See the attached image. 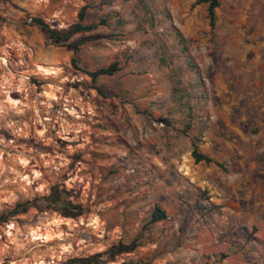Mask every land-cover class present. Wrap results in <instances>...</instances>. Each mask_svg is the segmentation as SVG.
I'll use <instances>...</instances> for the list:
<instances>
[{"label": "rangeland", "instance_id": "obj_1", "mask_svg": "<svg viewBox=\"0 0 264 264\" xmlns=\"http://www.w3.org/2000/svg\"><path fill=\"white\" fill-rule=\"evenodd\" d=\"M196 3L0 0V216L55 185L83 208L77 219L31 208L0 223V264H61L134 240L106 264H264V0H220L214 28ZM86 4L88 22L123 24L74 36L78 54L34 23L67 28ZM114 62L122 70L92 89L86 70ZM197 84L204 130L186 126L173 90ZM194 149L221 166L197 163ZM155 207L167 220L151 222ZM242 231L257 241L250 261L226 256Z\"/></svg>", "mask_w": 264, "mask_h": 264}, {"label": "trees", "instance_id": "obj_2", "mask_svg": "<svg viewBox=\"0 0 264 264\" xmlns=\"http://www.w3.org/2000/svg\"><path fill=\"white\" fill-rule=\"evenodd\" d=\"M197 5L207 4L208 5V17L210 20V26L212 28L216 25V9L220 7V0H197ZM88 4H86L78 13L77 21L71 24L67 28L63 29H53L49 25L42 23L40 19H33L34 23L37 24L48 38L54 42L55 44H59L62 46L69 45V41L76 35L90 33L100 27L105 28H116L122 25V19L118 17H113L111 15L107 16H100L97 21L88 22ZM176 41L178 47L182 49V54H187L188 47L182 35L177 33ZM75 51V54H78V47L69 45ZM186 57V56H185ZM189 57H186L188 59ZM72 63L75 65L77 63L76 57L72 59ZM193 62L191 59L187 61V66H189V70L195 69V66L192 64ZM122 69L120 68V64L118 62H114L107 67H103L97 70L89 71L86 70V74L90 77L92 82V89L100 92V89L96 86L98 80L102 77H112L120 72ZM194 72V71H193ZM195 74H198L195 72ZM197 86V93H193L194 90L191 88L183 89L176 87L174 88L175 100L177 101V112L182 114L183 119L186 120V126L188 128L196 127L200 130H204L205 128V121L206 117L201 114V111H197V105L202 102L203 100V93L199 94V90L202 91V87L200 85ZM196 92V91H195ZM196 109V110H195ZM200 120V122H198ZM160 121L166 122V119H161ZM200 123V125H199ZM193 158L197 163L204 162L206 164H216L217 166H221L219 163L215 162L211 157L201 154L198 152L197 149H194ZM65 191L61 189L59 185H55L51 187L50 194L42 199H37L33 202H25V203H18L12 210L8 211L5 214L0 216V223H7L9 222L10 218H14L19 215L26 214L31 208H36L38 210H45V211H54L59 213L61 216L66 218L77 219L83 215V208L80 205H75L69 199L68 196H64ZM43 201L45 207L42 208L39 204V201ZM198 209V216L207 219L210 216L212 211V205L209 204L208 199H203L197 204ZM168 215L166 211H163L160 207H155V210L152 214V223L162 222L167 220ZM230 228V227H229ZM231 230H235L232 226ZM247 238L248 242L252 243L253 248L255 249L257 246V241L251 233L247 231H242L239 239L237 241H232L229 246V251H227L226 256H230L233 254H237L239 257H243V259L253 260L252 256H259L258 250L255 249L254 253L248 255L243 254V243H239L241 239ZM140 245L138 244L137 240H134L129 245H124L120 243L118 246H113L105 252L97 253L92 256L86 258H70L67 261L61 264H106L108 262H112L116 259V257L123 255V254H130L133 253ZM252 258V259H251Z\"/></svg>", "mask_w": 264, "mask_h": 264}, {"label": "bare ground", "instance_id": "obj_3", "mask_svg": "<svg viewBox=\"0 0 264 264\" xmlns=\"http://www.w3.org/2000/svg\"><path fill=\"white\" fill-rule=\"evenodd\" d=\"M42 72H44L45 75L47 76H52V75H58L59 73V69L58 68H54V67H41ZM52 99H56V97L54 95L48 94ZM16 103H18L17 101H15ZM43 237L47 240L50 241L51 235L49 234H43Z\"/></svg>", "mask_w": 264, "mask_h": 264}, {"label": "built area", "instance_id": "obj_4", "mask_svg": "<svg viewBox=\"0 0 264 264\" xmlns=\"http://www.w3.org/2000/svg\"><path fill=\"white\" fill-rule=\"evenodd\" d=\"M41 239V237L39 238V240Z\"/></svg>", "mask_w": 264, "mask_h": 264}]
</instances>
